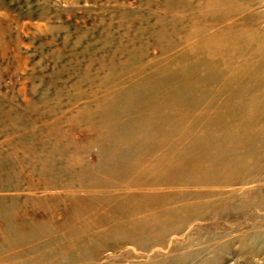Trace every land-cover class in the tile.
<instances>
[{
	"label": "rangeland",
	"instance_id": "obj_1",
	"mask_svg": "<svg viewBox=\"0 0 264 264\" xmlns=\"http://www.w3.org/2000/svg\"><path fill=\"white\" fill-rule=\"evenodd\" d=\"M207 5V0H0V264H264V131L246 143L240 139L249 133L234 129L240 122L264 128V115L250 114L264 110V0ZM231 5L243 7L240 22L251 19L232 34L240 42L225 52L204 49L201 42L225 27L206 24ZM229 51H236L229 61L221 58ZM254 90L260 92L253 95ZM234 96L241 98L230 99ZM231 132L236 138H228ZM246 146L250 152L216 161L221 150ZM181 155L192 156L190 166L202 165L204 174L217 166L236 168L232 172L246 171L253 182L225 186L222 196H212L215 187L195 184L197 175L166 173L169 159ZM175 179L187 183L168 184ZM163 197L160 205L149 203ZM135 198H147L140 206L153 209L132 212ZM164 214L171 218L166 223L160 219ZM165 227L169 235L162 236Z\"/></svg>",
	"mask_w": 264,
	"mask_h": 264
},
{
	"label": "bare ground",
	"instance_id": "obj_2",
	"mask_svg": "<svg viewBox=\"0 0 264 264\" xmlns=\"http://www.w3.org/2000/svg\"><path fill=\"white\" fill-rule=\"evenodd\" d=\"M208 1V5H209V1L210 0H207ZM233 2L234 0H230V2ZM220 2V1H219ZM211 3V2H210ZM216 4V3H215ZM214 4V5H215ZM207 5V6H208ZM206 6V7H207ZM225 6V5H224ZM229 6V5H228ZM204 7V6H203ZM205 7V8H206ZM211 7H215V6H211ZM218 7V6H217ZM242 8L243 7H240V8H238L237 6H235V5H231L228 9H223V11L221 12L220 10V13H218V15L216 16V18H213V20H211V22H210V20L208 21L209 23H207L206 24V26L208 27V29L209 28H215V27H219V25L221 24V25H224L225 24V27L223 28V29H221L220 31H218L217 33H215V35L213 36L212 35V37L210 38V39H206L205 40V42H201V43H203V45L204 44H206V45H204L205 47H204V49L205 48H210V47H214V46H216V47H218L219 48V50H221V52H225V51H228L227 49H225V48H227V47H230V46H232V45H234V44H236L237 42H240L239 41V39L238 38H235V35H232L233 34V32H235L236 30H239L242 26H245V25H248L249 24V22H251V19L249 18L248 20L249 21H245L244 23H242V22H240L236 17H237V15H239V12L242 10ZM201 9H203V8H201ZM215 10H217V9H215ZM225 10V11H224ZM201 11V10H200ZM203 11H207V10H202V12ZM218 11V10H217ZM202 12H201V14H202ZM243 12H246V11H244L243 10ZM204 13V12H203ZM205 14H207V12L205 13ZM210 14V12L208 13V15ZM203 15V14H202ZM205 17V16H204ZM209 17H211V15L209 16ZM239 17V16H238ZM208 19V18H207ZM207 19L205 20V22L207 21ZM211 19V18H210ZM202 22H203V20H202ZM201 22V23H202ZM204 23V22H203ZM202 23V24H203ZM198 25H199V22H198ZM262 25V24H261ZM205 27V25L203 24V28ZM207 27L206 28H204V30H206L207 29ZM259 27V26H258ZM264 27V26H263ZM198 29H199V27H197ZM194 30H195V28H193ZM192 29V30H193ZM201 29V28H200ZM210 29V30H211ZM263 29V28H262ZM191 30V31H192ZM190 31V32H191ZM196 31V30H195ZM194 31V34H196V36L198 35L197 33H199V32H195ZM201 31V30H200ZM207 31V30H206ZM205 31V32H206ZM192 33V32H191ZM193 34V33H192ZM192 36V35H191ZM195 36V37H196ZM199 36V35H198ZM201 36V35H200ZM188 37H190V35L188 34ZM190 38H194V37H190ZM190 38H188L189 40V42H190ZM197 38V37H196ZM185 39H187V38H185ZM185 39H183L184 41H185ZM203 39H205L204 37H203ZM182 40V41H183ZM193 40V39H192ZM256 40V39H255ZM207 42V43H206ZM186 43V42H185ZM188 43V42H187ZM225 44V46L221 49L220 48V45H224ZM191 45V44H190ZM190 45H187V48H188V46H190ZM264 45V44H263ZM186 48V47H185ZM190 48V47H189ZM174 49H176V48H174ZM195 49V48H194ZM194 49H191V50H194ZM211 49V48H210ZM209 49V50H210ZM185 50V49H184ZM173 52V50H170V52ZM181 52L183 51V50H180ZM179 51V52H180ZM230 51L232 52L233 50L232 49H230ZM229 51V54L228 53H225V55L223 56L222 55V57L221 58H223V59H228L227 61H229V59L230 58H232L233 56H234V53L237 51H234L233 52V54H231V52ZM177 52V51H176ZM192 51H190V53H191ZM202 52H203V49H202ZM210 53H211V51H209ZM208 52V53H209ZM238 52V51H237ZM193 53V52H192ZM210 53H209V56H210ZM169 54V53H168ZM172 54V53H171ZM219 53H217V55H215V58H220V56L221 55H218ZM222 54V53H221ZM224 54V53H223ZM177 55V54H176ZM240 55V54H239ZM249 55V54H248ZM189 56V55H188ZM187 56V57H188ZM170 56H168L167 58H169ZM174 57V56H173ZM170 58H172V56L170 57ZM176 58V57H175ZM174 58V59H175ZM197 58H198V56H197ZM211 59H213V57H210ZM244 58V57H243ZM242 58V59H243ZM179 59H183L182 57L181 58H179ZM179 59H177V60H179ZM223 59H222V63H224L223 62ZM238 59V58H237ZM236 59V61H238ZM195 60V59H194ZM199 60V59H198ZM168 61V60H167ZM179 61H182V60H179ZM233 61H234V59H233ZM240 61V60H239ZM253 61V60H252ZM176 62V61H175ZM174 62V63H175ZM186 61H184L183 63H185ZM195 62H197V60L195 61ZM250 62V61H249ZM233 63H235V62H233ZM176 64V63H175ZM207 64V63H206ZM219 64L220 63H218V67H219ZM230 64H232L231 62H230ZM236 64V63H235ZM183 65V64H182ZM221 65H223V64H221ZM181 66V65H180ZM236 66V65H235ZM234 66V67H235ZM208 67V66H207ZM216 67V66H215ZM231 67H233V65H231ZM231 67H229V68H231ZM198 68V67H197ZM202 68H203V66H202ZM201 68V69H202ZM220 68V67H219ZM251 68V67H250ZM200 68H198V70H199ZM226 69V68H225ZM193 70V69H192ZM206 70H207V68H206ZM219 70V69H218ZM217 70V71H218ZM220 70L222 71V70H224V68L223 69H221L220 68ZM219 70V71H220ZM230 70V69H229ZM229 70H227V71H229ZM233 70V69H232ZM210 71H213V70H210ZM205 72V71H204ZM216 72V71H215ZM238 72V71H237ZM212 73L213 72H211V75H212ZM185 74H187V73H185ZM205 74V73H204ZM223 74V73H222ZM227 74H229V73H227ZM231 74V73H230ZM244 74V73H243ZM242 74V75H243ZM192 75V74H191ZM194 75V74H193ZM192 75V76H193ZM224 75H225V73H224ZM238 75H240V74H238ZM249 76H251L250 74H248ZM201 76V75H200ZM199 76V77H200ZM229 76V75H228ZM227 76V77H228ZM185 77V76H184ZM222 78L224 77V76H221ZM221 77H220V79H221ZM226 77V78H227ZM190 78V77H189ZM202 78V77H201ZM198 79V78H197ZM197 79H194V80H196V83H197ZM200 79V78H199ZM217 79H218V77H217ZM235 79H237V78H235ZM234 79V80H235ZM192 80H193V78H192ZM191 80V81H192ZM151 81H153V80H151ZM224 81V80H223ZM229 81H230V79H229ZM228 82V81H227ZM230 82H232V81H230ZM235 82H236V80H235ZM234 82V83H235ZM198 83H201V82H198ZM197 83V84H198ZM246 83V82H245ZM202 84V83H201ZM204 84V83H203ZM254 84V83H253ZM252 84V85H253ZM205 85V84H204ZM227 85V84H226ZM203 86V85H202ZM201 86V87H202ZM211 86V85H210ZM235 86V85H234ZM245 86V85H244ZM198 87V86H197ZM197 87H195V91H196V89H197ZM200 87V86H199ZM198 87V88H199ZM201 87H200V89H201ZM205 87V86H204ZM207 87V86H206ZM246 87V86H245ZM207 88H209V87H207ZM211 88H213V87H211ZM216 88V87H215ZM218 88V87H217ZM225 88V87H224ZM247 88H250L249 86H247ZM246 88V89H247ZM264 88V87H263ZM202 89H203V87H202ZM198 90V89H197ZM204 90V89H203ZM233 90H234V88H232V92H233ZM245 90V89H244ZM205 91H206V89H205ZM245 91H248V89L247 90H245ZM257 92L259 91V90H256ZM255 90L253 91V92H255V93H253V95L255 94L256 95V92ZM207 92H209V91H207ZM242 92H243V90H242ZM249 92V91H248ZM260 92V91H259ZM166 93H168V92H166ZM166 93H165V95H166ZM198 93V92H197ZM201 93V92H200ZM171 94V93H170ZM173 94V93H172ZM209 94H210V92H209ZM212 95H213V93H212ZM237 95H239V94H237ZM247 95V94H246ZM157 97H158V95H156ZM155 96V97H156ZM164 96V95H163ZM167 96V95H166ZM169 96V95H168ZM173 96H174V94H173ZM154 97V98H155ZM157 97L155 98V99H157ZM171 97V96H170ZM177 97V96H176ZM213 97H215V95H213ZM224 97V96H223ZM222 97V98H223ZM239 97V96H238ZM158 98H160V97H158ZM163 98V97H162ZM162 98H160L159 99V101L162 99ZM172 98V97H171ZM215 98H217V97H215ZM235 99V98H237V96L235 97H230V99ZM239 98H241V97H239ZM239 98H237L238 100H239ZM155 99H154V101H153V99H152V101L153 102H156L155 101ZM227 99H229V98H226V100ZM253 99H255V98H253L252 97V100ZM158 100V99H157ZM168 100V99H167ZM236 100V99H235ZM237 100V101H238ZM260 100V99H259ZM163 101H166V99L164 98V100ZM162 100L160 101L161 103L163 102ZM251 101V100H250ZM153 102H152V104H153ZM231 102V101H230ZM229 102V103H230ZM235 102V101H234ZM159 102L157 101L156 102V104H158ZM164 103V102H163ZM232 103V102H231ZM151 104V103H150ZM151 104V105H152ZM249 104H251V103H249ZM180 105H178V107H179ZM210 106H212V105H210ZM145 107H146V105H145ZM183 107V106H182ZM205 107V106H204ZM186 108V107H185ZM249 108V107H248ZM172 109V108H171ZM174 109V108H173ZM188 109V108H187ZM189 109H191V108H189ZM201 109V108H200ZM260 109V108H259ZM141 110H143V109H141ZM168 110V109H167ZM186 110V109H185ZM192 111H194L193 109H191ZM190 110V111H191ZM203 110H204V108H203ZM206 111H207V109H205ZM214 110V109H213ZM213 110H211L212 112H213ZM222 110V109H221ZM157 111H160V109H158ZM172 111V110H171ZM175 111V110H174ZM183 111V110H182ZM200 111V110H199ZM199 111L197 112V113H199ZM219 110H217V112H218ZM253 111V110H252ZM169 112V111H168ZM168 112H166V113H168ZM175 112H177V111H175ZM180 112V111H179ZM202 112V111H201ZM209 112V111H208ZM246 112V111H245ZM254 112V111H253ZM160 113H162V112H160ZM185 113H187V111L185 112ZM194 113V112H193ZM211 113V112H210ZM247 113V112H246ZM248 113H249V111H248ZM165 114V113H164ZM172 114V113H171ZM181 114V113H180ZM209 113H207V115H208ZM250 114H253V115H259V114H263L264 115V110H262V111H260V112H254V113H250ZM166 115V114H165ZM174 115V114H173ZM176 115V114H175ZM174 115V116H175ZM186 115L187 114H185L184 116H185V118H187L186 117ZM253 115H251L250 116V118L253 116ZM171 116V115H170ZM209 116V115H208ZM207 116V117H208ZM169 117V116H168ZM181 117V116H180ZM179 117V118H180ZM183 117V116H182ZM188 117H189V115H188ZM205 117V116H204ZM235 117V116H234ZM248 117V116H247ZM259 118L261 117V116H258ZM257 117V120H259V118ZM178 118V117H177ZM177 119V121L179 122V120L180 119ZM198 118V117H197ZM196 118V119H197ZM246 118V117H245ZM249 118V117H248ZM187 119H189V118H187ZM195 119V118H194ZM204 119V118H203ZM244 119V118H243ZM243 119H241V120H243ZM263 119V118H262ZM174 121L176 120V119H173ZM192 120V119H191ZM198 120H200V118L198 119ZM261 120V119H260ZM259 120V122H262L263 120H261L260 121ZM174 121H172V122H174ZM188 121V120H187ZM189 121H190V119H189ZM168 122H170V120L168 121ZM167 122V123H168ZM172 122H170V123H172ZM195 122V121H194ZM200 122V121H199ZM207 122H209V120H207ZM183 123V122H182ZM181 123V124H182ZM185 123V122H184ZM198 123V122H197ZM210 123V122H209ZM208 123V124H209ZM241 123V122H240ZM240 123H237L238 124V126L236 127V128H234L235 129V132H241V131H244L245 133H249L248 134V136L247 137H243L242 139H240L241 137H239V139L241 140V141H245L246 143H248V141L251 139V137H255V133L257 132V131H261V132H263L264 130V128L263 129H261V128H257L255 125H253V124H249L248 123V125H247V122H244L243 124H244V126L243 125H241ZM165 124V123H164ZM188 124L189 123H187V127H188ZM257 124V123H256ZM176 126H177V124H175ZM179 125V124H178ZM195 125H196V123H195ZM195 125H193V126H195ZM165 126H167V125H165ZM217 126V125H216ZM262 126V125H261ZM169 127V126H168ZM179 127V126H178ZM198 127H200V126H198ZM173 128V127H172ZM177 128V127H176ZM183 128H186V127H183ZM192 128V127H191ZM214 128V127H213ZM178 129H180V127L178 128ZM189 129H190V127H189ZM195 129V131H193L194 133L197 131L196 130V127L194 128ZM206 129V128H205ZM211 129V128H210ZM215 129L216 128H214V130L213 129H211L210 130V132H213V131H215ZM223 129H225V127L223 128ZM233 129V128H232ZM248 129V130H247ZM177 130V129H176ZM175 130V131H176ZM185 130V129H184ZM188 130V129H187ZM187 130H186V132H187ZM202 130V129H201ZM213 130V131H212ZM218 130H221V129H218ZM175 131H173V132H175ZM203 131H204V129H203ZM203 131H202V133H203ZM227 131H228V128H227ZM233 132H234V130H232ZM185 132V133H186ZM207 132H209V131H207ZM216 133H217V131H215ZM214 132V133H215ZM223 132V130H221V133ZM233 132H231L230 134H228V138L229 139H232V138H234L236 135H235V133H233ZM184 133V134H185ZM189 133H191V132H189ZM201 133V132H200ZM206 133V132H205ZM213 133V134H214ZM218 133H219V131H218ZM228 133H229V131H228ZM243 133V132H242ZM258 133V132H257ZM171 134H173V133H171ZM175 134V133H174ZM208 134V133H207ZM210 134V133H209ZM250 134H251V136H250ZM168 135V134H167ZM185 135H187V133L185 134ZM260 135H262L261 133H260ZM192 136H193V134H192ZM223 136V135H222ZM225 136H226V134H225ZM263 136H264V133H263ZM262 136V137H263ZM166 137V139H168L170 136H165ZM168 137V138H167ZM182 137V136H181ZM203 137H205V136H203ZM224 137V136H223ZM259 137V136H258ZM261 137V136H260ZM180 137H178V139H179ZM192 138V137H191ZM213 138V136L210 138L209 137V139H212ZM219 138V137H218ZM217 138V139H218ZM222 138V137H221ZM219 139V141L220 140H222V139ZM225 138V137H224ZM236 138V137H235ZM250 138V139H249ZM264 138V137H263ZM164 139V138H163ZM204 139V138H203ZM208 139V140H209ZM254 139V138H253ZM262 139V138H261ZM170 140V139H169ZM168 140V141H169ZM191 140H193V139H190V140H188V143H189V141L191 142ZM213 140H214V138H213ZM239 140V142L241 143V141ZM257 140V139H256ZM256 140H253V141H255V142H253L254 144H256V143H258V142H260V141H256ZM163 142L162 143H164L165 142V139L164 140H162ZM174 141V140H173ZM198 141V140H197ZM205 141H207L206 139H205ZM217 141V140H216ZM233 141V140H232ZM167 142V141H166ZM175 142V141H174ZM202 142H204L203 140H202ZM202 142H201V144H202ZM218 142V141H217ZM223 144H227V146L225 147V148H229L228 146V143H224L223 141H221ZM231 142V141H230ZM234 142V141H233ZM159 143V142H158ZM158 143H156V145L158 144ZM171 143H173V142H171ZM184 143H186L185 141H184ZM187 143V144H188ZM192 143V142H191ZM213 144H215L214 142H212ZM219 143V142H218ZM238 143V142H237ZM179 144H180V142H179ZM182 144H183V142H182ZM223 144L221 145V143L219 144V145H221V146H223ZM232 144H234L235 145V143H232ZM231 144V145H232ZM251 144V143H250ZM155 145V146H156ZM196 145V144H195ZM208 145L209 146H212V144L210 143V144H205L204 146L205 147H208ZM218 145V144H217ZM237 145V144H236ZM236 145H235V147H236ZM240 145V144H239ZM241 145H242V143H241ZM240 145V146H241ZM246 145V144H245ZM174 146H176V145H174ZM187 146V145H186ZM221 146H219V147H221ZM238 146V145H237ZM250 146V145H249ZM251 146H254V145H251ZM256 146V145H255ZM255 146H254V148H255ZM177 147V146H176ZM176 147H174V148H176ZM191 147H193L192 145H191ZM190 147V148H191ZM234 147V148H235ZM258 147V146H257ZM189 148V147H188ZM222 148V147H221ZM232 147H230L229 149H231ZM238 149H239V147H237ZM259 148V147H258ZM211 149V148H210ZM241 149V148H240ZM257 149V148H256ZM179 150V149H178ZM177 150V151H178ZM212 150V152H213V148L211 149ZM216 150V149H215ZM219 150V149H218ZM249 150H251V148L249 147H247L246 146V148H242L241 150H236L235 149V151L234 150H231V152L230 151H225V150H221L219 153L220 154H218V152H217V154L218 155H216V158L218 159H216V161L219 163V160H222L223 158H226V157H228L229 158V155H231V156H237V153L238 154H240V153H248V151ZM254 150V149H253ZM252 150V151H253ZM176 151V152H177ZM198 151V150H197ZM203 151V150H202ZM256 151V150H255ZM166 152H169V151H166ZM208 152L211 154V151L210 150H208ZM250 152V151H249ZM259 152H261V150L259 151ZM170 153V152H169ZM255 153V152H254ZM262 153V152H261ZM260 153V154H261ZM161 154H163V153H161ZM171 154V153H170ZM174 154V153H173ZM179 154V153H178ZM201 154H203V153H201ZM206 154V153H205ZM205 154H203V155H201L200 157L202 158V159H205V158H208V154H206V156H205ZM209 154V155H210ZM236 154V155H235ZM242 155V156H244L245 157V155ZM256 154V153H255ZM254 154V155H255ZM260 154H258L257 153V155H260ZM176 155V154H175ZM190 155V154H189ZM197 155V154H196ZM247 155V154H246ZM249 155V154H248ZM253 155V154H252ZM262 155H264V154H262ZM158 156V155H157ZM156 156V157H157ZM182 157H183V155H181ZM197 156H199V155H197ZM230 156V157H231ZM169 157H170V155H169ZM172 157V156H171ZM212 157V156H211ZM249 157V156H248ZM255 157V156H254ZM259 157V156H258ZM166 158H168V157H166ZM176 158V157H175ZM172 159V160H170L169 159V168H168V170H167V174H171V176H173V174H180L181 176H185V175H197L198 176V178H199V180H197L196 182H195V184H208V185H211V186H213V187H215V188H213V190H211L210 191V193H211V195L212 196H217V195H221V194H223V192H225V191H223V190H227V189H224V187L225 186H235V185H237V184H241V183H244L245 181L247 182H250L252 179H254V178H252L253 176H250L252 179H250V181H249V178H248V180H246L247 179V175L246 174H244V173H240L239 174V172H232V171H234V169H236V168H233V169H222V168H218V166L216 167V168H214V169H212L211 170V172L209 173V174H204L203 172H202V170H203V167H202V165H200L199 164V166H194V167H191L190 165V163H191V161H192V156H186V157H183V158H178V159ZM210 158V157H209ZM214 158V157H213ZM250 158V157H249ZM251 158H253L252 156H251ZM250 158V159H251ZM260 158H264V156L262 157H260ZM211 159V158H210ZM215 159V158H214ZM254 159V158H253ZM258 159V158H257ZM193 160H197V159H193ZM206 160H208V159H206ZM255 160V159H254ZM201 161V160H200ZM214 162V161H213ZM260 162V161H259ZM263 162V161H262ZM221 163H222V161H221ZM235 163H237V162H235ZM248 163V162H247ZM197 164V163H196ZM213 164V163H212ZM249 164V163H248ZM255 164V163H254ZM239 165V164H238ZM165 166V165H164ZM204 166V165H203ZM205 166H206V164H205ZM211 166V165H210ZM235 166V165H234ZM229 167V166H228ZM249 168L250 166H247V164L246 163H244V165H243V168L246 170V168ZM258 167V166H257ZM252 168H254V167H252ZM161 169V168H160ZM254 170V169H253ZM236 171V170H235ZM249 172V171H248ZM253 172V171H252ZM154 174H157L156 172H153ZM173 173V174H172ZM259 174V173H258ZM153 175V174H152ZM151 175V176H152ZM260 175H262V174H260ZM259 175V176H260ZM161 176H162V174H161ZM180 176V177H181ZM258 176V177H259ZM164 176H162V178H163ZM166 177V176H165ZM168 177V176H167ZM166 177V178H167ZM257 177V178H258ZM264 177V176H263ZM150 178V177H149ZM161 178V177H160ZM159 178V179H160ZM259 180H262V178L261 177H259L258 178ZM258 179H257V182H259L258 181ZM147 180V179H146ZM156 180V179H155ZM161 180V179H160ZM164 180V179H163ZM165 180H168V178L167 179H165ZM150 181V180H149ZM256 181V180H255ZM162 183H163V181H161ZM166 182V181H165ZM252 182H253V180H252ZM145 183L146 182H143V181H141V182H138V185L139 186H143V185H145ZM154 183V182H153ZM157 183H159V182H157ZM185 183H187V181L186 180H179V179H175V180H173L172 182H170V180H169V182H168V184H171V185H179L180 184V186H182L181 184H185ZM152 184V183H151ZM168 184H162V185H168ZM244 184H246V183H244ZM157 184H155V186H156ZM137 186V185H136ZM149 186V185H148ZM170 186V185H169ZM168 186V187H169ZM203 186V185H202ZM146 186H143V189L145 188ZM171 187V186H170ZM176 187V186H175ZM183 187V186H182ZM181 187V188H182ZM149 188V187H148ZM152 188H153V186H152ZM157 188H158V186H157ZM160 188H161V186H160ZM140 189H142V188H140ZM154 189H155V187H154ZM184 189V188H183ZM183 189H181L182 191H183ZM187 189V188H186ZM212 189V188H211ZM230 189V188H229ZM135 190H136V188H135ZM145 190V189H144ZM151 190V189H150ZM169 190V189H168ZM167 190V191H168ZM177 190L178 189H174V192H177ZM180 190V189H179ZM202 190V189H201ZM205 190V189H204ZM204 190H202V191H204ZM209 190V189H208ZM233 190V189H232ZM165 191V190H164ZM169 191H172V190H169ZM168 191V192H169ZM185 191V190H184ZM192 191V190H191ZM229 191V190H228ZM139 192H141V190L139 191ZM148 192V191H147ZM150 192V191H149ZM155 192H157L156 190H155ZM161 192V191H160ZM163 192V191H162ZM186 192V191H185ZM188 192V191H187ZM230 192V191H229ZM145 192L144 191H142V195H145L144 194ZM189 193H191V192H189ZM209 193V194H210ZM241 193V192H240ZM132 194V193H131ZM135 194H137V193H135ZM139 194V193H138ZM234 194V193H233ZM239 194V193H238ZM132 195H134V194H132ZM162 195V194H161ZM232 195V194H231ZM122 196V195H121ZM209 196V195H208ZM222 196V195H221ZM226 196V195H225ZM123 197V196H122ZM134 197V196H133ZM136 197V196H135ZM141 197H143V196H141ZM147 197V196H146ZM174 197V196H173ZM227 197V196H226ZM225 197V198H226ZM119 198H121V197H119ZM126 198V197H125ZM138 198H140V197H138ZM216 198H219V196L218 197H216ZM130 199H132V198H130ZM136 199V201L133 199V200H131L132 201V204L131 205H129V206H131V211L132 212H137V211H140V210H142V209H144V208H147V209H149L150 207H152V209H153V206H151V205H148V206H144V207H141L140 206V204L142 203H140L139 201H141L142 199H146L147 200V198H142V199H140V200H138L137 201V198H135ZM149 199V198H148ZM190 199H191V197H190ZM207 199H209V198H207ZM220 199H221V197H220ZM223 199V198H222ZM117 200V199H116ZM115 200V201H116ZM119 200V199H118ZM122 200H123V198H122ZM151 200V199H150ZM149 200V201H150ZM225 200V199H224ZM224 200H222V201H224ZM127 201V203L129 204V203H131L128 199H125V202ZM162 201H164V197H163V200H162V198L161 199H157V200H152V201H150L149 203H153V204H156V205H160V203H162ZM121 202V201H120ZM206 202V201H205ZM122 203V202H121ZM123 203H124V201H123ZM126 203V204H127ZM158 203V204H157ZM183 203V202H182ZM186 203V202H185ZM214 203V202H213ZM179 204V203H178ZM181 204V203H180ZM198 204V203H197ZM117 205V204H116ZM119 205V204H118ZM117 205V206H118ZM182 205V204H181ZM177 206V205H176ZM185 206V205H184ZM217 206H221V204L220 205H217ZM167 207V206H166ZM165 207V208H166ZM175 207V206H174ZM173 207V205H172V209L174 208ZM214 207H215V205H214ZM120 208V207H119ZM129 208V207H128ZM216 208V207H215ZM114 209V208H113ZM117 208H115V210H116ZM120 209H122V208H120ZM120 209H119V211H120ZM125 209V208H124ZM127 209V208H126ZM151 209V210H152ZM163 209V208H162ZM168 209V208H167ZM114 210V211H115ZM161 210V209H160ZM117 211H118V209H117ZM123 209H122V212H120V214L121 213H123ZM130 211V210H129ZM162 211H164V210H162ZM181 211H183V210H181ZM151 212V211H150ZM109 213V212H108ZM125 213H128V212H126L125 211ZM111 214H112V212H111ZM114 214V213H113ZM86 215H88V214H86ZM117 215V214H116ZM116 215L115 216H111V217H116ZM130 215V214H129ZM135 215V214H134ZM143 215V214H142ZM121 216V215H120ZM131 216V215H130ZM139 216V215H138ZM141 216V215H140ZM170 216V215H169ZM202 215H200V216H197V217H193V218H195V219H202V217H201ZM92 217V216H91ZM94 217V216H93ZM117 217H118V215H117ZM122 217V216H121ZM120 217V218H121ZM124 217V216H123ZM89 218V217H88ZM108 218V217H107ZM131 218V217H130ZM133 218H135V217H133ZM141 218V217H140ZM143 218H144V216H143ZM87 219V218H86ZM99 219V218H98ZM108 219H110V218H108ZM107 219V220H108ZM113 218H111L110 220H112ZM137 219V218H136ZM160 219H162V223H166V221H168V219L170 220L171 218L170 217H168V215H166V214H164L163 216H160ZM134 220V219H133ZM191 220V218H188V219H186L185 221H184V223L185 224H187L189 221ZM97 221V220H96ZM104 221H106V219H104V218H102V219H100L99 220V222L100 223H103ZM109 221V220H108ZM107 221V222H108ZM118 221H120V220H118ZM132 221V220H131ZM155 221V220H154ZM111 222V221H110ZM112 222H116L115 220H112ZM123 222H121V224H122ZM128 223V222H127ZM132 223V222H131ZM151 223H155V222H153V221H151ZM159 223V222H158ZM97 224L99 225V223H98V221H97ZM136 224V223H135ZM185 224L183 225V226H185ZM111 225V224H110ZM114 225V224H113ZM113 225H111L112 227H113ZM116 225V224H115ZM188 225V224H187ZM186 225V226H187ZM102 226V225H101ZM108 226V225H107ZM126 226V225H125ZM167 226V225H166ZM182 226V227H183ZM126 227H129L128 225L126 226ZM125 227V228H126ZM168 228H169V226H167ZM191 227V226H190ZM109 228H111V227H109ZM136 229V228H135ZM148 229H149V227H148ZM147 229V230H148ZM163 229H164V227H163ZM170 229V228H169ZM182 229V228H181ZM113 230H114V227H113ZM146 230V231H147ZM171 230V229H170ZM128 231V230H127ZM126 231V232H127ZM172 231V230H171ZM178 231V230H177ZM130 232V231H129ZM131 232H133L132 230H131ZM167 232H168V230H167V228L165 227V231L162 233V236H164L165 234H167ZM172 233V232H171ZM128 234V233H127ZM148 235L149 234H151L150 232L149 233H147ZM129 235V234H128ZM126 236V237H129V238H131V234L129 235V236ZM167 235H169V234H167ZM173 235V234H172ZM175 235V234H174ZM123 236H124V233H123ZM124 236V237H125ZM154 238V237H153ZM152 238V239H153ZM160 238H162L161 236H160ZM162 239H164V237L162 238ZM131 240V239H130ZM187 240V239H186ZM153 241V240H152ZM163 241V240H162ZM167 241H169V240H167ZM149 242H151V241H149ZM155 242H157L158 243V241L156 240ZM186 242V241H185ZM193 242V241H192ZM192 242H190V243H192ZM170 243V242H169ZM187 243V242H186ZM194 243V242H193ZM161 245L163 244V242L162 243H160ZM165 244V243H164ZM159 245V244H158ZM182 245H184V244H182ZM185 245H187V244H185ZM167 246V245H166ZM165 246V247H166ZM164 247V246H163ZM183 247V246H182ZM187 248V247H186ZM183 249H185L184 247H183Z\"/></svg>",
	"mask_w": 264,
	"mask_h": 264
}]
</instances>
